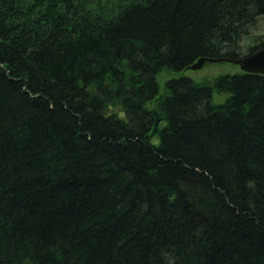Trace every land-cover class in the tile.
Wrapping results in <instances>:
<instances>
[{"label": "trees", "instance_id": "trees-1", "mask_svg": "<svg viewBox=\"0 0 264 264\" xmlns=\"http://www.w3.org/2000/svg\"><path fill=\"white\" fill-rule=\"evenodd\" d=\"M262 16L0 0V264H264V75L157 80L257 52Z\"/></svg>", "mask_w": 264, "mask_h": 264}, {"label": "rangeland", "instance_id": "rangeland-1", "mask_svg": "<svg viewBox=\"0 0 264 264\" xmlns=\"http://www.w3.org/2000/svg\"><path fill=\"white\" fill-rule=\"evenodd\" d=\"M252 35V36H251ZM258 36L264 38V16L260 17L256 26L252 29L251 34H249L243 41L242 47L246 49L250 46L251 43L254 42V39ZM242 72L240 65L235 64L230 61H219V62H207L204 64L202 68L199 69H190L186 68L182 71H167L164 70L160 72L157 76V80L159 83V94L158 96L164 94L166 92L165 83L167 80L171 78H176L179 76H187L197 82H209L212 83L215 78L220 75L225 74H235ZM227 98V94H220L218 92H214L213 102L215 104H222ZM153 102L148 103L149 107L153 106ZM155 143L158 142V137L155 136L153 138Z\"/></svg>", "mask_w": 264, "mask_h": 264}, {"label": "water", "instance_id": "water-1", "mask_svg": "<svg viewBox=\"0 0 264 264\" xmlns=\"http://www.w3.org/2000/svg\"><path fill=\"white\" fill-rule=\"evenodd\" d=\"M219 61H230L240 65L243 72L257 73L264 75V47L257 52L243 56L237 59H211L202 57L197 60L194 64L190 65V69H199L204 66L207 62H219Z\"/></svg>", "mask_w": 264, "mask_h": 264}]
</instances>
